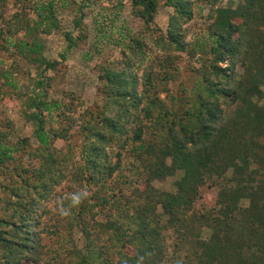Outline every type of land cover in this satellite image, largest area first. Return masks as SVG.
<instances>
[{
  "label": "trees",
  "instance_id": "obj_1",
  "mask_svg": "<svg viewBox=\"0 0 264 264\" xmlns=\"http://www.w3.org/2000/svg\"><path fill=\"white\" fill-rule=\"evenodd\" d=\"M128 1L144 25L170 9L155 38L167 53L158 62L164 73L151 67L139 78L147 44L120 31L113 43L127 57L124 68L99 65L104 102L76 117L47 99L43 72L62 73L64 52L50 60L42 42L19 37L59 28L54 0L29 6L32 24L14 14L0 25V49L41 67L26 101L31 134L10 143V131L0 130V264H264V0ZM6 3L0 0V17ZM194 6L209 9L204 41L189 48L200 55L198 79L191 94L180 85L179 97L162 98L176 71L169 51L190 45L182 24ZM81 19L80 12L76 27ZM7 88L0 104L17 99ZM178 172L172 192L152 184ZM71 173L88 189L77 206L58 189ZM217 182L214 206L198 210L201 188Z\"/></svg>",
  "mask_w": 264,
  "mask_h": 264
},
{
  "label": "rangeland",
  "instance_id": "obj_2",
  "mask_svg": "<svg viewBox=\"0 0 264 264\" xmlns=\"http://www.w3.org/2000/svg\"><path fill=\"white\" fill-rule=\"evenodd\" d=\"M47 1L32 0L25 3L21 0H7L3 10L4 17H0V25L3 28L6 20H13L14 14H17V17L21 16L24 22L29 20V23L32 24L31 20L35 18V13L29 6ZM54 3L57 11L56 16L60 20L58 29L49 34L40 30L28 34H24L22 31L23 33L19 37L22 36L27 40L36 38L37 41L42 42L43 53L50 60L60 61V53L64 52L65 58L62 61L65 65L64 71L57 73L53 70H46L43 74L44 77L49 78L47 99L57 100L62 106V110H70L67 115L76 117L84 109H94L104 102L102 94L97 90L99 65L110 64L118 70L124 68V60L127 57L123 53L121 45L113 43V37L115 40L119 39L120 31L124 35L128 34V37L138 34L137 37L147 44L148 60L137 69L139 78H141L140 75L144 69L149 70L151 67L153 72L164 73L163 67L158 65V62L167 53L161 46V42L155 38L159 33L165 31L170 9H160L154 20L150 24L144 25L143 21L132 13L128 0H54ZM195 3L202 5L197 0ZM80 12L82 14L81 24L76 27L74 24ZM208 14V6H203L202 9L194 6L192 19L182 24L185 42L190 45L184 52L169 51L173 57V66L176 67V71L169 72V75L172 74L175 77L168 81L167 90L163 91L160 97L169 98L170 95L179 97L180 85H184L186 91L191 94V90L195 87V81L198 79L194 68L199 66L200 55L192 56L189 53V48L192 44L204 41L209 22ZM68 42H71V45L67 49ZM40 70V66L27 62L16 55L12 56L5 49H0V89L8 87L11 95L17 98L15 101H9L8 104H0V130L10 131V134L8 133L10 143H14L18 138L28 136L32 132V125L25 118L26 101L30 95L37 92L36 79L40 76ZM16 91L22 97H17ZM53 118L56 121L59 120L55 112ZM62 125L65 124L62 123ZM75 130L77 131L75 132ZM75 130L72 135V153L74 160L78 162L83 135L78 132V128ZM260 141L264 143V138ZM56 146L66 150L67 142L58 139ZM72 170V165H69L68 171L74 173ZM72 173L69 174V178L62 181L61 186L58 187L59 192H63L65 196H71L76 191H88L76 177L72 176ZM179 175L178 172L161 180L154 179L152 184L158 189L172 192L175 190L174 181ZM230 176L231 171L227 173L226 177ZM218 188L219 182L204 185L201 188L200 198L196 202V208L201 210L203 207L205 209L213 207ZM51 204L53 203L49 205ZM75 238H78L76 241L80 244L78 235ZM44 241L48 247L56 246L53 238L50 239L46 236Z\"/></svg>",
  "mask_w": 264,
  "mask_h": 264
},
{
  "label": "clouds",
  "instance_id": "obj_3",
  "mask_svg": "<svg viewBox=\"0 0 264 264\" xmlns=\"http://www.w3.org/2000/svg\"><path fill=\"white\" fill-rule=\"evenodd\" d=\"M87 196H88L87 191H79V192L73 193L71 195V197H70V205L71 206L79 205L82 202V200L87 198ZM61 214L62 215H67L68 214V209L62 207L61 208Z\"/></svg>",
  "mask_w": 264,
  "mask_h": 264
}]
</instances>
